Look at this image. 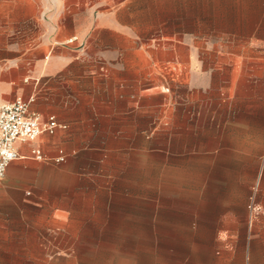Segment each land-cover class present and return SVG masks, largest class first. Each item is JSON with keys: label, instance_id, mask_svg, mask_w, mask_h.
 <instances>
[{"label": "crops", "instance_id": "crops-1", "mask_svg": "<svg viewBox=\"0 0 264 264\" xmlns=\"http://www.w3.org/2000/svg\"><path fill=\"white\" fill-rule=\"evenodd\" d=\"M57 1L71 26L53 30L47 60H14L0 47V101L34 96L32 109L67 125L16 143L23 157L0 180V264H80L79 234L100 215L101 196L86 186L118 179L120 137L146 138L149 151L154 73L207 105L190 128L198 195L203 170L218 164L236 165L239 200L257 186L254 239L234 243L242 255L221 264H264V0ZM228 208L223 216H235Z\"/></svg>", "mask_w": 264, "mask_h": 264}, {"label": "rangeland", "instance_id": "rangeland-1", "mask_svg": "<svg viewBox=\"0 0 264 264\" xmlns=\"http://www.w3.org/2000/svg\"><path fill=\"white\" fill-rule=\"evenodd\" d=\"M36 1L0 0V47L31 64L47 60L54 29L71 26L61 21L69 8ZM152 76L149 151L146 138L143 144L139 137H120L118 179L104 174L101 187L86 186L101 196L100 215L87 218V232L79 234L82 243L73 252L80 264H221L233 252L242 255L234 243L254 239L257 186H248L246 200H239L234 163L204 169L198 195L190 128L193 114L207 105H192L190 89L170 81L164 89ZM80 184L84 188L83 178ZM61 188L65 195L69 186L64 181ZM229 203L236 215L224 217Z\"/></svg>", "mask_w": 264, "mask_h": 264}, {"label": "built area", "instance_id": "built-area-1", "mask_svg": "<svg viewBox=\"0 0 264 264\" xmlns=\"http://www.w3.org/2000/svg\"><path fill=\"white\" fill-rule=\"evenodd\" d=\"M34 100L35 97L30 96L27 99L18 97L13 101H0V180L10 163L23 157L16 146L17 141L34 142L44 133L53 135L59 129L67 128L55 115L44 117L32 109ZM31 155L37 160L45 159L40 147H33ZM64 160L63 154L56 157L57 162Z\"/></svg>", "mask_w": 264, "mask_h": 264}]
</instances>
